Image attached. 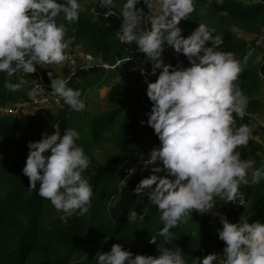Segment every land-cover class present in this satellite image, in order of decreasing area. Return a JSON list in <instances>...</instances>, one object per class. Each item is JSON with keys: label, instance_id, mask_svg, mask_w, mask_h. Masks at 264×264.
<instances>
[{"label": "clouds", "instance_id": "9594fccd", "mask_svg": "<svg viewBox=\"0 0 264 264\" xmlns=\"http://www.w3.org/2000/svg\"><path fill=\"white\" fill-rule=\"evenodd\" d=\"M98 3L107 9L106 18L114 15L117 0ZM196 3L143 0L146 13L145 8L137 7L141 0H123L119 13L123 23L117 31L121 42L136 45L146 54L142 63L151 62L152 75L160 70L155 82H147V69H139L153 102L146 123L158 135L160 145L143 164L152 174L143 178L134 192L141 197L147 194L161 213L163 227L149 242L163 239L158 256L134 255L114 244L109 252L97 254L96 264H187L182 249L172 244L171 230L187 223L193 210L205 214L214 209L216 197L232 202L241 184L257 185L264 180V163L253 169L254 162L242 159L240 151L250 140L260 141L253 135L258 126H237V117L243 119L248 114L249 103L238 81L254 50L242 59L225 51L221 48L223 35L205 23H199L185 38L179 25L195 11ZM81 10L82 0H0V73L8 77L17 72L31 74L37 65L68 60L69 46L75 40L68 34L69 26L79 21ZM169 46L185 55L190 66L166 63L163 53ZM70 80L71 76L52 78V92L71 110L82 111L85 100L79 89L70 86ZM3 86L15 92L23 83L6 80ZM78 139L75 129L61 134L57 127L55 133L45 132L41 140L29 141L23 173L29 177L30 189H37L39 182L38 194L58 212L84 216L90 212L94 186L83 176L90 158L77 144ZM135 172V167L129 169L130 175ZM213 214L222 224L218 235L225 242L223 264H264V221L250 222L243 215L233 223L226 215ZM128 215L130 222L143 221L146 212L130 210ZM193 264H218L217 253L195 258Z\"/></svg>", "mask_w": 264, "mask_h": 264}, {"label": "trees", "instance_id": "16d2710c", "mask_svg": "<svg viewBox=\"0 0 264 264\" xmlns=\"http://www.w3.org/2000/svg\"><path fill=\"white\" fill-rule=\"evenodd\" d=\"M117 4L122 8L123 0H117ZM137 7L147 11L143 0ZM89 9L80 12L79 21L69 26V36H75L69 47L83 45L88 52L109 62L136 50V45L121 42L117 34L119 18L112 16L107 22L93 20ZM199 23H205L215 28L216 34L223 35L221 48L234 52L238 58L242 59L250 49L254 50L238 81L248 97V114L243 119L237 117V126L245 123L254 126L256 117L264 114V76L260 75L264 73V56L258 60L254 42L236 36L232 28L244 29L257 36L264 28V0L252 4L240 0H223L222 4H217L216 0H211V3L209 0H197L195 11L179 25L183 29L182 34L187 38ZM207 46H211V42ZM171 49L169 46L163 53L166 63L175 66L183 62L184 67L190 66L185 55H171ZM146 65L151 71V62ZM159 71L150 82H155ZM111 73L116 74L102 66L86 65L79 68V74L70 86L79 89L85 99L88 91L102 86L105 77ZM44 76L50 81L58 78L59 73L46 65ZM34 78L35 73L17 72L11 77L0 73V103L18 104L29 99L32 90L28 82ZM6 80L22 82L23 87L15 92L9 91L3 86ZM108 95L115 102V107L105 113L81 114L71 110L62 100L63 108L60 110L65 111L63 117L55 119L50 109L40 110L34 117L27 115L22 124L26 133L22 137L10 135V126L21 112L16 116L0 117V264H96L97 254L109 252L114 244L123 245L134 255H159L158 245L163 238L158 237L155 244L149 241L151 235H157L163 227L161 213L149 201L147 194L141 197L134 192L139 182L150 174L136 171L127 177V168L145 156L149 149L148 136L153 138L154 147H158L160 141L154 129L146 123L147 112L132 110L125 113L119 107L125 100L132 101L136 107L145 103L152 105L153 102L147 91L137 93L120 83L112 86ZM56 127L61 134L68 128L75 129L79 133L77 144L90 158L83 176L94 186V195L90 212L84 216L58 212L49 200L38 194L39 182L37 189H30L29 177L23 173L30 151L28 142L41 140L43 133L52 134ZM258 129L260 131L255 130L253 134L260 137L262 134L264 138V127L258 126ZM106 144L114 153L105 162H100L95 157V150ZM256 150L254 159L260 167L264 163L263 145L256 143ZM239 189L248 200L253 199V210L247 214L250 210H246L244 204L233 209L231 214H234L235 223L243 215L250 222L264 221V180ZM221 203L223 200H217L214 209L220 208ZM130 210L146 212L145 219L130 222ZM220 228V224L200 220L192 212L187 223L171 230L174 233L172 244L182 249L187 264L212 253H217L218 264H223L225 242L219 239ZM172 244L167 246L172 247Z\"/></svg>", "mask_w": 264, "mask_h": 264}, {"label": "built area", "instance_id": "2783aa9c", "mask_svg": "<svg viewBox=\"0 0 264 264\" xmlns=\"http://www.w3.org/2000/svg\"><path fill=\"white\" fill-rule=\"evenodd\" d=\"M89 10H90L89 11L90 16L93 19L99 20L101 22H107L110 20L112 16H116L120 20L117 31L121 29L122 23H123V17L119 16V13L121 11L120 9L114 8L113 9L114 15L106 18L104 16V13L107 11V9L102 8L99 5L98 0H95ZM145 12L147 13V11ZM148 26H150V24ZM254 44L257 47L264 48V28L261 31V33L256 37ZM68 55H69V59L62 62L61 64H52V65L45 64L42 66L37 65L36 66L37 71L35 72V78L28 82L32 90L29 99H27V101H24L18 104L3 105L0 103V116H16L18 115V113L21 112L23 107L26 109H29L30 117L36 116L40 112V110H43V109H56V108L62 109L63 108L62 99L56 96L55 94H53L52 92L53 91L51 87L52 80L47 81L44 76L46 65L50 66L52 69H55L59 73L58 78L71 76V80L69 83H71L74 78H77V75L79 74V68L86 66V65H93V64L102 66L103 68L107 70H112L116 73L130 74L140 79L145 85H147V82H150L152 78L157 76V74L152 75L147 65L142 63L145 60V56H144V53H141L138 51V48L136 50L130 51L126 56L117 59L115 62L105 61L102 58V56H99V55L96 56L92 54L91 52L87 53L86 55L87 58H83V60H81L79 58V55H77V53H75L74 50L71 48L68 49ZM58 65L61 67H59ZM141 67L146 68L148 71L147 82L145 81V76L142 75L139 70ZM256 125L264 127V118H261V116H257ZM56 128H55V131H56ZM148 158H149L148 156L146 157L143 156L136 162L129 165L127 168V177H130L131 175H133V174L131 175L129 174V169L135 167L136 171H138V169L144 168L143 167L144 161ZM241 158L251 159L249 157L244 158L243 156ZM159 163L160 162H158V164ZM253 167H254V164H253ZM243 204L244 205L246 204L245 196L242 190L239 189L237 198L231 202V208L238 209Z\"/></svg>", "mask_w": 264, "mask_h": 264}, {"label": "rangeland", "instance_id": "374dc122", "mask_svg": "<svg viewBox=\"0 0 264 264\" xmlns=\"http://www.w3.org/2000/svg\"><path fill=\"white\" fill-rule=\"evenodd\" d=\"M94 1L95 0H93V1L92 0H86L85 2H83L81 12L87 11L90 7V4L92 5V3H94ZM240 1H242L246 4H252V3L258 2L260 0H240ZM115 8L120 9L121 7L119 4H117V7H115ZM93 20H95V19H93ZM118 26H119V24H118ZM118 26H117V28H118ZM232 32L236 36L243 38V39H246V40L250 41L251 43H252V41L254 42L256 37L261 33L260 32L256 36V34H252L251 32H249L247 30L239 29L237 27H233ZM69 48L73 49L74 52L77 53V55H79V58L81 60H83V58H87V56H86L87 53H90L86 50V48L83 45H79L75 48H72V47H69ZM170 52H171V55L176 54V52L173 49H171ZM255 53H256V56H258L257 59L260 60V57L264 56V48L256 46ZM59 67H61V66H59ZM119 83L124 84L126 86H129L131 89L135 90L137 93L147 91V86L144 85L140 79H138V78H136L130 74H127V73H119V74L111 73L107 77H105L104 84L102 86L95 87V88L90 89L88 91V94L84 99L85 103H86V108L82 111H79V112L81 114L89 113V112L93 113V114L109 112L112 108L115 107V102L109 97L108 93L110 92L112 86L119 84ZM25 101H27V100H25ZM7 104H11V103H7ZM119 107H122L121 109H123L125 113H128L132 110H139V111L148 113L151 110L152 105L150 103H145L144 105L141 104V105H138L136 107V106H134L132 101L125 100L124 102H120ZM64 112H65L64 110H60L59 108L50 109V113L52 114V116L55 119L58 118L59 116L63 117ZM260 115L262 118H264V114H260ZM0 117H5V116H0ZM16 117H17V121L10 126V135H12L14 137H22L26 133L22 127V124L25 122L26 117H27L26 108L23 107V110H21L20 115H18ZM123 117H124V115H123ZM254 126H255V124H254ZM254 126H253V128H254ZM253 133H254V129H253ZM253 135L257 136L256 134H253ZM147 142L149 145V149L145 153V157L146 156L149 157L151 150L153 148H155L152 137L148 136ZM256 143H259V144L263 145V147H264V138H263L262 134H261L259 142H255L254 140H250L247 148L240 149L242 156L244 158L249 157L254 161L253 169L259 167L257 165V163H255V159H254V153L257 151L256 150ZM111 153H114V151L112 150V147L110 145L106 144L104 147H97L96 148L95 157L100 162H105L106 158ZM138 171H140L142 173H148L150 175L152 174L151 169H145V170L138 169ZM249 179H250V177H249ZM241 186H243V184H241L240 187ZM216 199L221 200V201L223 200V203H221L220 208L212 209L211 211H209L208 213H205V214H201L199 211L193 210V213L195 214V216L200 220L206 219V220H208L209 223L220 224L221 228H222V224L220 222L219 216L214 215L213 213H220V214L226 215L230 222L235 223L236 220H235V218H233L234 214H231V211H233V209L231 208V202H227L226 200L221 199V197H216ZM245 200H246V204L243 207H245L246 210H250V212L247 213V214H250L251 211L253 210V208H252L253 207V199L248 200L245 196Z\"/></svg>", "mask_w": 264, "mask_h": 264}, {"label": "crops", "instance_id": "0c3cea01", "mask_svg": "<svg viewBox=\"0 0 264 264\" xmlns=\"http://www.w3.org/2000/svg\"><path fill=\"white\" fill-rule=\"evenodd\" d=\"M116 74H119V73H116ZM26 111H27V115L29 116V114H30L29 109H26Z\"/></svg>", "mask_w": 264, "mask_h": 264}, {"label": "water", "instance_id": "95a60500", "mask_svg": "<svg viewBox=\"0 0 264 264\" xmlns=\"http://www.w3.org/2000/svg\"><path fill=\"white\" fill-rule=\"evenodd\" d=\"M256 219H257V218H256ZM256 219H255V220H256Z\"/></svg>", "mask_w": 264, "mask_h": 264}]
</instances>
